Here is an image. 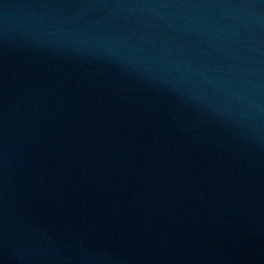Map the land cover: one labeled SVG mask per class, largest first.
<instances>
[{"label": "water", "instance_id": "1", "mask_svg": "<svg viewBox=\"0 0 264 264\" xmlns=\"http://www.w3.org/2000/svg\"><path fill=\"white\" fill-rule=\"evenodd\" d=\"M0 264H264V0H0Z\"/></svg>", "mask_w": 264, "mask_h": 264}]
</instances>
